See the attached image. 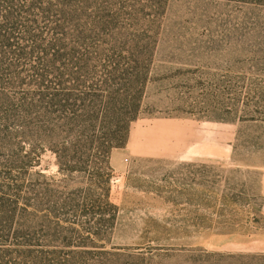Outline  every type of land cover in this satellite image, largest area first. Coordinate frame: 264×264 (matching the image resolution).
Instances as JSON below:
<instances>
[{"label": "rangeland", "instance_id": "obj_1", "mask_svg": "<svg viewBox=\"0 0 264 264\" xmlns=\"http://www.w3.org/2000/svg\"><path fill=\"white\" fill-rule=\"evenodd\" d=\"M136 44L154 56L127 144L68 176L29 103ZM262 187L264 0H0V264H264Z\"/></svg>", "mask_w": 264, "mask_h": 264}, {"label": "trees", "instance_id": "obj_2", "mask_svg": "<svg viewBox=\"0 0 264 264\" xmlns=\"http://www.w3.org/2000/svg\"><path fill=\"white\" fill-rule=\"evenodd\" d=\"M126 52L140 60L134 65L105 63L100 69L89 59L63 63L54 78L49 71L43 76L40 99L29 103L36 115L47 119L37 136H44L42 142L70 177L87 173L98 178L111 170L112 149L127 144L131 124L142 112L154 49L136 44ZM78 73L93 74L95 80L89 82ZM86 184L97 187L93 181Z\"/></svg>", "mask_w": 264, "mask_h": 264}, {"label": "crops", "instance_id": "obj_3", "mask_svg": "<svg viewBox=\"0 0 264 264\" xmlns=\"http://www.w3.org/2000/svg\"><path fill=\"white\" fill-rule=\"evenodd\" d=\"M262 194L264 196V187H262ZM260 215L262 219L264 220V204L260 210ZM253 242H248L247 247L248 250L250 251H257V252H264V231L259 232L258 234H254L253 237ZM250 237H247L248 240L251 239Z\"/></svg>", "mask_w": 264, "mask_h": 264}]
</instances>
